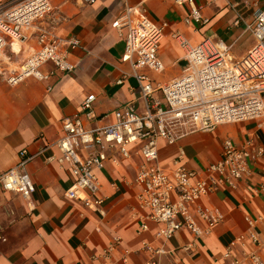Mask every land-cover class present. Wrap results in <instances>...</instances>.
I'll list each match as a JSON object with an SVG mask.
<instances>
[{"label": "crops", "instance_id": "1", "mask_svg": "<svg viewBox=\"0 0 264 264\" xmlns=\"http://www.w3.org/2000/svg\"><path fill=\"white\" fill-rule=\"evenodd\" d=\"M49 2L53 10L37 22L38 26L59 37L74 36L80 47L68 56L75 64L71 73L56 70L48 79L29 77L16 86L8 85L0 74V169L15 166L20 161V150L26 149L33 156L24 168L35 186L29 198L0 187V264H147L150 254L142 249L143 242L154 248L163 245L159 264H229L222 254L228 242L245 231L244 215H264V198L257 190L264 181V157L251 165V175L238 189L219 187L202 198V203L217 207L224 218L192 249L185 248L190 239L186 231L160 242L154 236L158 224L148 222L146 231L139 230V188L134 177L142 159L136 153L137 147H131L128 159L121 158L116 148L110 150L103 168L94 170L100 183L98 196L104 199L103 215L84 206L81 199L65 196L72 184L70 166H59L47 158L58 153L53 144L61 135L63 118L79 114L87 129H95L113 123L114 111L127 103L139 114L145 112L147 99L140 92L130 64L121 60L126 29L118 26L117 20L128 7H143L155 23L166 24L158 49L163 70H138L148 75L153 84H165L180 76L184 67V51L172 37L174 32H180L192 45L205 39L222 41L229 47L231 60L238 61L254 43L248 26L255 12L264 8V0H195L208 19L205 24L185 22L188 7L175 0ZM26 41L5 47L3 69L17 67L25 56L16 55L24 51V46L27 54L31 52L35 37ZM8 56L12 57L10 61ZM53 69L51 63L40 67L43 73ZM123 73L128 75L117 83ZM88 94L95 95L90 119L80 110ZM247 132H255L258 142L264 145V132L254 122L221 124L212 131L187 133L170 144L159 139L157 161L171 168L180 156L185 167L201 171L220 157L225 138L241 145ZM258 232L264 257V221ZM116 237L119 243L105 260L100 259Z\"/></svg>", "mask_w": 264, "mask_h": 264}, {"label": "built area", "instance_id": "2", "mask_svg": "<svg viewBox=\"0 0 264 264\" xmlns=\"http://www.w3.org/2000/svg\"><path fill=\"white\" fill-rule=\"evenodd\" d=\"M82 1L93 3L95 0ZM175 2L187 5L185 22L205 24L208 21L195 0ZM52 10L49 0H16L7 7H0V74L8 85L16 86L29 77L45 80L56 70L74 71L75 64L68 56L80 47L79 39L59 37L37 24ZM117 24L126 29L121 60L130 64L140 92L148 101L145 112L139 114L127 103L114 111L113 123L95 129H87L79 114L63 118L61 135L53 144L58 153L47 159L59 166H70L72 184L65 196L70 200L81 199L84 206L103 215L104 199L98 196L100 183L94 170L103 168L110 150L116 148L121 158L128 159L131 147H137L136 153L142 159L134 177V184L139 188L136 195L139 230L146 231L148 222L158 224L154 236L160 242L167 241L178 231H186L190 239L185 248H195L224 218L217 207L202 203V198L219 187L238 189L243 179L251 175V165L264 157V145L258 142L255 132H247L241 145L225 138L220 157L201 171H195L181 164L180 156L173 161V167L161 166L157 161V143L162 139L170 144L187 133L212 131L221 124L254 122L256 128L264 132V8L255 12L248 26L254 43L238 61L231 60L229 47L222 41L205 39L192 45L180 32H174L172 37L184 51V67L180 76L165 84H153L148 75L138 70L148 68L155 73L163 70L158 49L166 24L155 23L147 10L138 5L128 7ZM32 36L35 46L31 47V52L17 67L3 69L5 47ZM11 58L7 57L9 61ZM45 63H51L54 69L43 73L40 67ZM126 75L123 73L116 82L122 83ZM157 92L161 95H155ZM94 100L95 95L88 94L80 103L86 119L93 116ZM19 155L20 161L15 166L0 169V187L29 198L35 186L24 167L33 155L26 149L20 150ZM257 190L264 198V181ZM243 219L245 231L228 242L222 257L229 264H264L258 232L264 215L246 214ZM119 240V237L114 238L99 258L105 260ZM142 249L150 254L147 264H159L158 257L164 253L162 244L154 248L143 242Z\"/></svg>", "mask_w": 264, "mask_h": 264}, {"label": "rangeland", "instance_id": "3", "mask_svg": "<svg viewBox=\"0 0 264 264\" xmlns=\"http://www.w3.org/2000/svg\"><path fill=\"white\" fill-rule=\"evenodd\" d=\"M15 1L16 0H1L0 7H7V6L11 5ZM26 55H27L26 46H24V51L20 52L16 56H18L19 58H22V57H24Z\"/></svg>", "mask_w": 264, "mask_h": 264}]
</instances>
